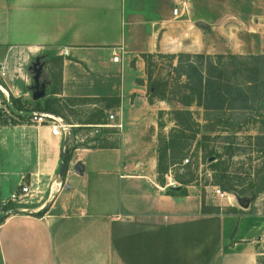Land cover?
<instances>
[{
	"label": "crops",
	"instance_id": "crops-1",
	"mask_svg": "<svg viewBox=\"0 0 264 264\" xmlns=\"http://www.w3.org/2000/svg\"><path fill=\"white\" fill-rule=\"evenodd\" d=\"M150 1L0 0V108L10 110L13 97L43 98L73 131L109 113L123 123L92 147L75 146L62 175L63 140L50 126L0 125V209L23 182L34 189L33 201L0 223V264H257L264 215L233 204L223 212L196 186L171 195L158 183V113L167 108L149 99L144 55L210 54L217 35L207 3V20L193 21L191 0L183 18L172 12L179 0L166 11ZM41 58L45 94L35 100L32 65ZM79 106L100 114L85 121L65 112Z\"/></svg>",
	"mask_w": 264,
	"mask_h": 264
},
{
	"label": "rangeland",
	"instance_id": "rangeland-1",
	"mask_svg": "<svg viewBox=\"0 0 264 264\" xmlns=\"http://www.w3.org/2000/svg\"><path fill=\"white\" fill-rule=\"evenodd\" d=\"M151 2L154 3V6L160 5V9L164 11L171 9L173 6L172 0H151ZM191 2L196 6L193 5L190 9L189 17L191 20L196 21L197 18L207 20L208 6L205 3L209 5L210 12L214 14L212 22H214V31L217 36L213 38V48H210L211 55H264V0H191ZM199 5L201 7L198 8L197 6ZM157 10L158 8H155L154 12ZM223 30L227 32L225 36ZM190 54H194V52H190ZM170 55L171 53L155 54V57L149 58L146 63L149 86L152 82H156L159 86V90L153 92V95H151L152 93L149 89V99L150 101L158 102L157 104L161 106L160 100L165 98L163 99L165 100L164 107L167 108V110L159 111L158 113L160 123L157 134V157L159 155V147H162L164 141L171 137L172 132L179 129L173 121V110L189 109L193 122V125H191L193 130L198 127L197 125L202 126L205 123V110L202 107L196 105L195 102L187 107L178 100L184 93L188 95L190 92H184L185 90L180 86L186 79L184 77L179 79L178 73L173 69L174 65L177 64V60L173 61ZM42 60L43 58L39 62H42ZM190 60L196 62V58H190ZM262 60L264 62V58ZM221 61L230 62L227 58ZM39 62H37V67L45 66L44 61L42 62L43 64ZM55 66L57 68V64ZM50 70H45L42 79H47L46 72L48 74L52 73ZM149 74L152 80H150ZM245 76H231V81L243 84ZM262 76L264 80V73H262ZM32 83L34 82L32 81ZM46 90L50 92L52 89L51 87H46ZM263 90L264 87L260 91ZM19 100L20 105L30 104L31 106H35L37 104V101L33 99L32 101H27L26 99L19 98ZM39 101L42 106H45L49 102L43 98L39 99ZM14 104L12 101V106H10L12 108H9L10 110H7V107L4 106L6 107L4 109L7 115L10 117L14 115V119H17L16 115L31 116L26 110H22L26 114H17L18 112L16 111L19 110H17L16 104ZM49 105L52 109L55 106L52 102H49ZM238 105H241V103H238ZM247 107L245 110H231L225 104L222 111H218L220 114L218 118L223 123L215 126V130L217 131L208 133L201 127L200 132L196 134L193 140H190V144L185 148V159L189 161L187 163L183 161L184 166L175 167L173 173L182 176L187 174L185 167H191L194 173V181L190 185L199 188L202 191L204 199L206 198L208 202L216 206L217 210L225 212L232 204L240 206L237 199L239 197H247L249 202L248 207L250 206L249 211H255L260 215H264V146L261 147L264 143V97L260 101H250ZM97 109L91 106L67 107L65 108V112H73L74 119H84L87 121L93 118L94 115L95 117L99 116L100 110ZM214 114V111L211 112L208 115L209 118H213ZM27 120L30 121V118ZM161 123L163 124L162 126L160 125ZM208 124H213V121L208 122ZM86 130L87 128H75L74 132L84 135ZM152 132L153 130H150L148 136ZM186 133L187 135H191V130L187 129ZM202 134H206L207 136L202 137ZM101 135L102 133L94 139L99 141ZM86 144L76 143L72 140L70 146L67 145L65 149L66 155L67 153L70 155L75 146H87ZM256 144H260V147H257ZM92 146L94 144L91 143ZM213 149L221 154L217 166H212L211 162L208 161L209 159H203L204 151L208 153ZM165 179V186H171V181L175 182L176 186H181V183L176 181L171 173L167 174ZM214 187L226 192L228 197H217L214 194ZM31 199L27 197L22 202L10 201L3 205L0 211H3L2 214H10V208L24 207L33 201ZM257 252L259 253L257 264H264V236L257 246Z\"/></svg>",
	"mask_w": 264,
	"mask_h": 264
},
{
	"label": "trees",
	"instance_id": "trees-1",
	"mask_svg": "<svg viewBox=\"0 0 264 264\" xmlns=\"http://www.w3.org/2000/svg\"><path fill=\"white\" fill-rule=\"evenodd\" d=\"M161 55V54H159ZM155 57L154 54L144 55L146 63L149 58ZM173 61L176 59L177 64L174 65L175 72L178 73L179 79L184 77L186 81L180 85L184 92H190L188 95L184 93L178 100L185 106H190L195 102L196 105L202 107L205 110L204 124L193 130V122L191 120V113L189 109H175L173 110V121L177 124L178 130L171 133V137L164 141L162 147H159V155L157 160V173L158 183L165 186L167 174H172L174 179L181 183V186H168L167 193L171 195H186L187 186L194 181V173L191 167H185L187 174L178 175L173 173L175 167L184 166L183 161L186 157L185 148L190 144V140H193L200 132V128H204L205 132H214L215 126L221 125L223 122L218 118L220 115L218 111H222L224 105L228 106L231 110H245L247 104L250 101H257L264 97V90L260 91L264 87V80L262 79V73H264L263 54H228V55H211L204 53L190 54L188 52H180L171 54ZM190 58H196V62L190 60ZM227 58L230 62L221 61ZM232 67V68H231ZM234 75H246L243 80V84L238 82H232L231 76ZM150 80H152L149 74ZM247 78V79H246ZM151 95L153 92L159 90V86L156 82H152L149 86ZM183 92V91H182ZM188 98V100H186ZM165 99V98H163ZM100 101L98 99H95ZM105 99L101 100L104 101ZM13 103L17 110L26 111H49L59 115V111L52 109L49 102L53 100L48 99L45 106L40 105V101H37L35 106L20 105L19 98H12ZM241 103V105H238ZM215 112L213 118H209L211 112ZM13 113V112H12ZM14 116V115H13ZM7 115L5 110L0 108V125L16 122V120H27L28 116L16 115L17 119H14ZM213 121V124L208 122ZM163 125L162 123L160 124ZM191 130V135H187L186 130ZM178 132V133H176ZM206 134H202V137H206ZM260 147V144H256ZM264 146V143L261 147ZM227 149V148H226ZM205 150V149H204ZM213 158V159H212ZM221 154L216 150H210L208 153L204 151L203 159H209L212 166H217L220 161ZM70 160V155L67 153L66 162ZM6 216L0 218V223L4 221Z\"/></svg>",
	"mask_w": 264,
	"mask_h": 264
},
{
	"label": "built area",
	"instance_id": "built-area-1",
	"mask_svg": "<svg viewBox=\"0 0 264 264\" xmlns=\"http://www.w3.org/2000/svg\"><path fill=\"white\" fill-rule=\"evenodd\" d=\"M189 0H179L175 7L173 8V15L175 18H183L185 16L189 15ZM123 47L114 49L113 53V61L114 62H121V58L123 55ZM64 55H69V49L66 48L64 51ZM0 69H1V77L5 76L7 72L6 63H0ZM1 87V86H0ZM10 106H12V102L10 103ZM12 108V107H10ZM17 114H26L25 111L19 110L16 111ZM28 113L31 114L30 120L34 123L38 124H47L50 126L51 132L53 135H55L58 138H61L63 140V150L62 153L65 152V149L67 147V142L69 140H74L76 143H87L90 145L92 143V140L96 137H98L104 128H116L119 131L123 128L122 121H119L114 113L108 114V122H104L101 124H91L88 125L86 132L84 135L75 133L73 131V127L71 124L66 123L63 118L58 117L52 113L49 112H37V111H29ZM74 128H78V126H74ZM86 144V145H87ZM189 160L185 159L184 162L187 163ZM171 186H176L175 182H170ZM32 184L23 182L20 186V188L13 192L11 195L10 201L14 202H22L23 199L29 197L32 198L34 195V189L31 188ZM37 189V188H36ZM214 194L217 197L220 198H227L228 194L222 190H220L217 187H214Z\"/></svg>",
	"mask_w": 264,
	"mask_h": 264
},
{
	"label": "water",
	"instance_id": "water-1",
	"mask_svg": "<svg viewBox=\"0 0 264 264\" xmlns=\"http://www.w3.org/2000/svg\"><path fill=\"white\" fill-rule=\"evenodd\" d=\"M197 25H199L201 27H206L207 26V24L202 22V21H199L197 23ZM32 68L35 70V73H36L35 76H34V88L36 89V91H34L33 98L35 100H37V99H39L40 97H42L45 94V91H44L45 86L40 81L42 67L41 66L37 67V63H35V64L32 65ZM62 156H63L62 157L63 166H62L61 175L64 172V168H65V165H66V154H65V152L62 153ZM82 169H83V167H82L80 162H78L75 165V167H74V171L77 172V173H80L82 171ZM237 202L243 208H247L248 204H249L247 197H239L237 199ZM5 215L6 214H3L2 216H0V218L4 217Z\"/></svg>",
	"mask_w": 264,
	"mask_h": 264
}]
</instances>
